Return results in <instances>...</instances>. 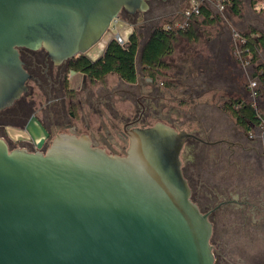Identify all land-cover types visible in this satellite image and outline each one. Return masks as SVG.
<instances>
[{"label": "water", "instance_id": "95a60500", "mask_svg": "<svg viewBox=\"0 0 264 264\" xmlns=\"http://www.w3.org/2000/svg\"><path fill=\"white\" fill-rule=\"evenodd\" d=\"M148 1L0 0V110L27 90L18 48L86 55ZM127 134L124 156L85 135L58 134L45 152L0 138V264H214L212 225L180 168L191 135L162 123Z\"/></svg>", "mask_w": 264, "mask_h": 264}, {"label": "flooded vegetation", "instance_id": "af4514ba", "mask_svg": "<svg viewBox=\"0 0 264 264\" xmlns=\"http://www.w3.org/2000/svg\"><path fill=\"white\" fill-rule=\"evenodd\" d=\"M181 1L149 0L147 10L133 14L122 10L116 20L132 28L130 35H138L142 47L151 38L150 28L159 22L161 9L177 7ZM230 35L218 42L220 55L227 52L228 59L232 55L237 62L234 68L225 57L214 62L191 49L177 58H164L169 66L165 70L139 62L135 81L118 78L115 88L107 86L105 78L91 79L74 68L80 56L95 62L103 53L59 61L44 48L20 47L27 90L0 110V138L10 149L45 152L58 134L85 135L92 147L124 156L127 133L133 128L162 123L185 131L191 137L180 150V168L191 201L212 225L214 258L222 239L216 228L228 221L239 222L249 238L257 235L264 240V83L256 70L264 62L258 56L262 50H256L257 63L248 51L238 58ZM166 70L172 74L167 76ZM119 94L130 105L126 111L117 107Z\"/></svg>", "mask_w": 264, "mask_h": 264}, {"label": "trees", "instance_id": "16d2710c", "mask_svg": "<svg viewBox=\"0 0 264 264\" xmlns=\"http://www.w3.org/2000/svg\"><path fill=\"white\" fill-rule=\"evenodd\" d=\"M249 3H253L256 0H249ZM244 0H230L225 2L226 12L230 16L245 20L242 11V5ZM214 14L212 10L206 6H200L199 13L197 15H191L188 18L187 26L183 29H166L164 27H152V36L148 42L143 45L139 51V39L135 33L128 37V43L125 46H120L115 41L111 40L102 56L95 62H91L88 58L80 56L75 59L74 68L77 71L83 72L87 77L91 79H102L107 74L113 73L122 81L132 83L135 81L137 75V57L139 53V62L144 66H154L163 68H169V66L162 61L164 58L172 56L175 48V44L178 40L182 39L190 44H193L200 53L209 57L210 60L216 62L217 60H223L229 62L230 67L234 68L237 62L231 57L228 59L227 52L224 56H221L219 48V39L223 37L230 39V30L225 29V26L221 25L222 18ZM264 25V19H262ZM248 31L240 33L245 44L241 47L248 49V53L252 55L251 61L257 63L256 50H262L264 52V31H260L250 25L246 26ZM214 29V30H213ZM224 39V38H223ZM231 51V50H230ZM257 72L261 74V80L264 83V63H258ZM188 80H192L189 75Z\"/></svg>", "mask_w": 264, "mask_h": 264}, {"label": "rangeland", "instance_id": "374dc122", "mask_svg": "<svg viewBox=\"0 0 264 264\" xmlns=\"http://www.w3.org/2000/svg\"><path fill=\"white\" fill-rule=\"evenodd\" d=\"M242 5L243 16L245 20L230 16L229 13L225 12L220 14L211 8L212 12L222 18L221 25L225 26V29L230 30L234 29L239 34L245 31H248L247 25L257 28L260 31H264V25L262 24V19H264V7L262 10L258 11L254 9V3H249V0H244ZM264 1V0H263ZM193 5V0H183L177 7L166 6L161 9V17L159 22L156 23V27H162L164 24H169L170 26H175L178 23L181 24L185 21L183 12L190 8ZM174 11V12H173ZM220 18V19H221ZM119 22L125 24L121 20ZM127 29L132 31V28L125 24ZM130 27V28H129ZM214 30V29H213ZM227 30V29H226ZM111 29L104 35L103 40L109 38ZM241 35V34H240ZM140 45V44H139ZM195 48L193 44H190L182 39L178 40L175 44L174 52L172 54L173 58H177L182 54L183 51L191 50ZM141 45L139 46V51ZM97 51V47L92 48L89 52L94 56ZM182 51V52H181ZM259 61L262 59L264 62V53L261 51L259 53ZM167 63V60L165 61ZM139 63V53L137 57V64ZM167 71V76H169L171 71ZM104 83L106 82L107 86L115 88L119 82L118 77L115 74L107 75L104 77ZM122 95L119 94L117 98L118 102L117 107L123 111H126L130 105L127 102H122ZM154 121L152 120V124ZM16 131H10V135L16 134ZM226 229L223 233L222 230ZM216 231L222 233V239L220 247L218 248V253L215 255L214 264H264V240L259 236L255 235L253 238H249L248 231L244 233L241 229L239 222L228 221L225 225H218Z\"/></svg>", "mask_w": 264, "mask_h": 264}, {"label": "built area", "instance_id": "2783aa9c", "mask_svg": "<svg viewBox=\"0 0 264 264\" xmlns=\"http://www.w3.org/2000/svg\"><path fill=\"white\" fill-rule=\"evenodd\" d=\"M230 0H193V5L186 9L183 12V16L185 17V21L182 22L181 24H177L175 26H170L169 24L167 26H165L166 29H183L187 26V21L188 18L191 15H197L199 13L200 10V6L202 5H206L208 6L210 9H214L216 12L223 14L226 12V4L225 2H228ZM264 7V1L263 0H259L256 2V4L254 3V9L255 10H262ZM111 29L110 33V37L107 38L106 40H103V38L101 39V41L99 43H97V45H95V47H97V51L94 54V56L92 57H98L99 55H101L107 44L113 40L116 43H118L120 46H125L128 43V37L130 36V29L126 28V25L119 22V20H116L115 22H113L110 25L109 30ZM231 34H232V40H233V52L234 54H236L238 56V58H240L242 56V54H244L245 52L248 51V49H243L241 46L245 44V39H243V37L236 32L234 29L231 30ZM254 84L252 83L251 86H253Z\"/></svg>", "mask_w": 264, "mask_h": 264}, {"label": "crops", "instance_id": "0c3cea01", "mask_svg": "<svg viewBox=\"0 0 264 264\" xmlns=\"http://www.w3.org/2000/svg\"><path fill=\"white\" fill-rule=\"evenodd\" d=\"M91 55V54H90Z\"/></svg>", "mask_w": 264, "mask_h": 264}]
</instances>
